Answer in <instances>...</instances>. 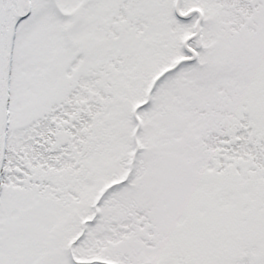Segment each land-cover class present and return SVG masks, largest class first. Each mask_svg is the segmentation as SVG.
<instances>
[{
    "label": "snow or ice",
    "instance_id": "obj_1",
    "mask_svg": "<svg viewBox=\"0 0 264 264\" xmlns=\"http://www.w3.org/2000/svg\"><path fill=\"white\" fill-rule=\"evenodd\" d=\"M0 264H264V0H0Z\"/></svg>",
    "mask_w": 264,
    "mask_h": 264
}]
</instances>
